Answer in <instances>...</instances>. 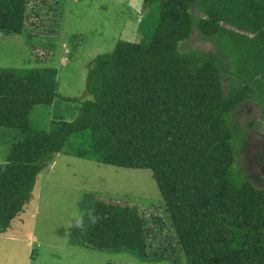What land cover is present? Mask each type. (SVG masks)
I'll return each mask as SVG.
<instances>
[{"label":"trees","instance_id":"trees-1","mask_svg":"<svg viewBox=\"0 0 264 264\" xmlns=\"http://www.w3.org/2000/svg\"><path fill=\"white\" fill-rule=\"evenodd\" d=\"M64 1L0 0V35L53 36ZM142 2L159 7L150 42L119 40L96 55L85 76L91 99L61 95L56 67H0V127L24 134L0 163V235L62 152L148 169L185 264H264V190L236 165L244 130L235 120L246 102L264 124V0ZM194 30L215 50H180ZM30 58L49 62L54 51L31 45ZM56 100L75 104L74 117L32 128V109ZM157 228L133 205L95 200L74 224L70 244L146 259Z\"/></svg>","mask_w":264,"mask_h":264},{"label":"rangeland","instance_id":"rangeland-1","mask_svg":"<svg viewBox=\"0 0 264 264\" xmlns=\"http://www.w3.org/2000/svg\"><path fill=\"white\" fill-rule=\"evenodd\" d=\"M58 10L52 21L59 22L53 36L0 35V67H56L58 92L81 100L91 99L85 92L88 63L98 54L111 52L119 40L147 44L159 16L157 3L143 7L142 0H65ZM31 45L52 47L54 58L35 63L30 58ZM179 48L215 50L196 30ZM223 88L228 90L225 79ZM74 111L75 104L61 100L35 106L29 114L30 126L48 130L52 119L71 120ZM259 115V109L246 102L235 114L244 130L236 165L247 172L255 187L264 190V124ZM23 137L20 130L0 127V163ZM95 200L133 205L156 228V219L163 223L162 229H156L146 259L127 249L98 251L70 244L74 224ZM0 264H185V260L148 169L115 167L61 152L37 176L30 201L6 234L0 235Z\"/></svg>","mask_w":264,"mask_h":264},{"label":"crops","instance_id":"crops-1","mask_svg":"<svg viewBox=\"0 0 264 264\" xmlns=\"http://www.w3.org/2000/svg\"><path fill=\"white\" fill-rule=\"evenodd\" d=\"M4 234H6V233H4ZM4 234H1V235H4Z\"/></svg>","mask_w":264,"mask_h":264}]
</instances>
